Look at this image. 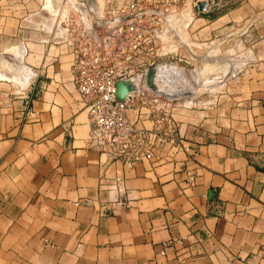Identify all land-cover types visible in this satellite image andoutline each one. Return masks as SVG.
I'll use <instances>...</instances> for the list:
<instances>
[{
	"label": "crops",
	"instance_id": "1",
	"mask_svg": "<svg viewBox=\"0 0 264 264\" xmlns=\"http://www.w3.org/2000/svg\"><path fill=\"white\" fill-rule=\"evenodd\" d=\"M75 13L0 0V53L17 46L4 58L28 76H0V264H264V0L157 10L169 63L212 76L172 88L177 143L131 166L89 143L65 42Z\"/></svg>",
	"mask_w": 264,
	"mask_h": 264
},
{
	"label": "built area",
	"instance_id": "2",
	"mask_svg": "<svg viewBox=\"0 0 264 264\" xmlns=\"http://www.w3.org/2000/svg\"><path fill=\"white\" fill-rule=\"evenodd\" d=\"M182 2L121 0L112 5V0H103L100 15L88 7L85 18H64L65 42L72 53L70 71L90 122L88 140L110 159L131 166L152 158L156 148L177 143L175 98L148 89L144 74L156 60L166 57V63L174 53L158 42L162 19L157 10ZM128 75L139 77V88L119 100L115 97V81ZM129 107H134L137 114H146L150 126L136 125L127 115ZM114 201L128 202L119 198ZM173 241L180 238L162 241L160 253Z\"/></svg>",
	"mask_w": 264,
	"mask_h": 264
},
{
	"label": "rangeland",
	"instance_id": "3",
	"mask_svg": "<svg viewBox=\"0 0 264 264\" xmlns=\"http://www.w3.org/2000/svg\"><path fill=\"white\" fill-rule=\"evenodd\" d=\"M50 1L54 4H58L61 1L68 4V7L74 8L77 18L78 17L85 18V15H87L86 10L88 7L93 12L98 13L99 11L98 7L102 4V0H50ZM13 47L14 49L12 50V53L15 54L18 51L20 52L19 48L15 45L9 47L7 49V52L9 51V49ZM7 52L0 53V76H6L12 79L14 82L16 81L22 82L23 80H26L27 82L28 76L26 74H23V71L21 70L20 66H18L16 62H12V65H11L8 59L4 58V57H8ZM181 52H183V49H181ZM4 60L6 61V63ZM188 60H189L188 63H183V62H180V63L170 62L169 63V60L167 61L168 64L163 69H165L164 70L165 73L167 72L168 75H170V77L167 80L168 82L166 81V83L169 84L171 82H174V85H178L176 86L177 89H181V88L189 89L194 86V89H193L194 92L201 91L202 90L201 85H203L202 81L205 82L206 79L212 76L211 74H209V71L211 70L212 67L207 66V68H203L201 66L200 68L199 61L192 60L190 58H188ZM196 72H197V75H196ZM168 88L170 89V87Z\"/></svg>",
	"mask_w": 264,
	"mask_h": 264
},
{
	"label": "water",
	"instance_id": "4",
	"mask_svg": "<svg viewBox=\"0 0 264 264\" xmlns=\"http://www.w3.org/2000/svg\"><path fill=\"white\" fill-rule=\"evenodd\" d=\"M215 0H194V6L197 11H205ZM166 57H162L149 65L144 74L145 86L155 93L163 96L175 97L178 92L166 87L161 72L162 65ZM139 88V77L137 75L122 76L115 81V97L119 100L123 99L126 93L135 91Z\"/></svg>",
	"mask_w": 264,
	"mask_h": 264
},
{
	"label": "bare ground",
	"instance_id": "5",
	"mask_svg": "<svg viewBox=\"0 0 264 264\" xmlns=\"http://www.w3.org/2000/svg\"><path fill=\"white\" fill-rule=\"evenodd\" d=\"M103 6V0H102V4L98 7V9H99V11H98V13H95V14H98V15H100V8ZM93 12V11H92ZM5 61V60H4ZM5 63H6V61H5ZM12 65V64H11ZM13 67H14V65H13ZM169 72V71H168ZM172 72H173V70H172ZM165 73V72H164ZM171 73V72H170ZM163 74V73H162ZM172 76H173V74H172ZM174 78V77H173ZM165 80V78H163V80L162 81H164ZM167 81V80H166ZM166 81H164V83L165 84H167L166 83ZM168 82V81H167ZM175 87L176 85H174V82H171V83H169V84H167L166 85V87H170V88H172V87ZM177 89V88H176ZM182 89V88H181ZM181 91V90H180ZM180 91H177V92H180Z\"/></svg>",
	"mask_w": 264,
	"mask_h": 264
}]
</instances>
